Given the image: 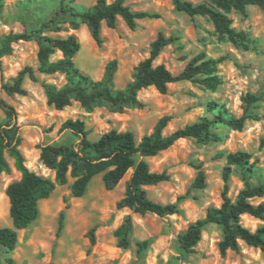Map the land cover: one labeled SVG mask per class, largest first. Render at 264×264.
I'll return each instance as SVG.
<instances>
[{
	"label": "rangeland",
	"instance_id": "obj_1",
	"mask_svg": "<svg viewBox=\"0 0 264 264\" xmlns=\"http://www.w3.org/2000/svg\"><path fill=\"white\" fill-rule=\"evenodd\" d=\"M111 2L113 0H106ZM193 4L210 3L209 0H185ZM96 0H3L0 15V41L9 33L31 32L49 20L63 4L78 10L93 6ZM133 12H148L155 18L137 21L135 30H130L118 19L116 27H101L102 44L97 46L88 28L80 24L73 30L68 15L60 17L62 31L45 32L52 38L78 37L80 50L73 58L75 66L92 80H100L108 61L116 60L114 77L116 89H122L132 79L133 69L149 56L150 43L162 32L172 42L166 46L153 65H164L171 73H179L193 58L204 56L217 62V75L221 84L215 90L195 82H177L168 85L166 94L154 87L143 89L138 98L144 103L142 109H126L123 113H111L105 108H96L86 113L81 105L71 100L63 110L47 104L42 83L61 87L65 75L57 72L46 75L38 72V43L34 40L20 41L13 45L12 54L2 58L3 81L12 84L18 72L31 67L37 78L32 82L25 77L23 87L27 95L8 97L0 91V97L17 112V124L22 137L19 149L26 167L55 181V173L46 168L40 159L43 146H72L78 142L63 124L81 121L88 138L97 140L109 130L131 131L137 142L149 135L163 116L169 122L164 129L168 134L178 128L196 122L201 117L213 118L221 112L224 118H239L245 111L244 98L250 94L260 98L250 112L258 119L248 120L241 130H232L216 124L212 133L216 139L208 144L193 138L181 139L169 149L146 161L155 173L165 172L169 179L146 187L148 198L162 205L177 203L179 213L160 218L154 214L140 216L128 208L117 209L122 198L129 170L117 187L111 191L104 188L102 174L95 176L85 195L74 198L70 186L74 179L68 176L65 185L55 184L50 197L39 203L40 214L28 228L18 231L14 250L0 247V264H264V252L239 241L237 251L228 250L221 255L218 244L222 230L216 224L207 225L201 240L191 253H185L178 237L188 226L205 217L209 207H219L224 190L223 170L227 156L237 151L251 155L258 174L264 173V7L248 6L245 14L231 10L227 13L231 27L244 33L246 40L234 43L220 34L206 16L190 17L176 10L173 0H125ZM63 57L58 50L52 61ZM4 115L0 111V123ZM11 167L9 174L0 176V227H12L9 216V201L5 195L9 183L19 180L21 174ZM201 165L205 174V188H192L196 178V166ZM258 174L248 177L251 184L257 183ZM245 179L240 170L232 165L227 195L234 200L244 187ZM260 200H253L258 203ZM64 212L63 229L57 236L58 220ZM126 217H130L133 230L130 246L117 247L113 233ZM241 223L252 232L262 224L248 215ZM94 228L95 244H90L89 231ZM149 241L145 250L138 251L137 242Z\"/></svg>",
	"mask_w": 264,
	"mask_h": 264
},
{
	"label": "trees",
	"instance_id": "obj_2",
	"mask_svg": "<svg viewBox=\"0 0 264 264\" xmlns=\"http://www.w3.org/2000/svg\"><path fill=\"white\" fill-rule=\"evenodd\" d=\"M210 3L193 4L185 0H173L177 11L190 17L206 16L214 24L216 30L236 43L246 40L244 33L236 32L231 27V20L227 13L231 10L245 14L248 6L264 7V0H209ZM3 10V0H0V15ZM68 15L70 26L73 30L80 24L87 26L89 34L97 46L102 44L101 27L104 23L107 28L114 29L118 19H121L130 30H135L137 21L156 16L148 12H133L125 4V0H96V3L86 9H76L60 5L59 9L47 21L40 24L39 28L31 32L9 33L0 41V91L8 97L14 95L25 96L27 91L23 87L25 77L32 82L37 78L31 67H25L18 72L12 84L4 83L2 75V58L12 54L13 45L20 41L34 40L38 43V72L52 75L61 72L65 75L66 83L61 87L54 84L42 83V88L47 104L56 110H63L69 106L71 100L77 101L86 113L93 112L96 108H105L111 113H123L126 109H142L144 103L138 98V93L149 87H154L159 93L166 94L168 85L177 82H195L201 86L215 90L221 84L217 75V62L214 59H205L204 56L193 58L179 73H171L164 65L154 66V60L161 51L168 46L171 38L159 32L150 43L149 56L134 67L132 79L122 89L114 86V77L117 72L116 60L108 61L105 65L103 76L100 80H92L83 74L74 64L73 58L80 50V42L74 34L66 38H52L44 36L45 32L58 33L62 31L60 17ZM58 50L63 57L52 61L51 56ZM244 101L246 108L239 118H224L221 112L214 113L213 118H199L196 122L178 128L165 134L164 129L169 122L168 116H163L155 124L149 135H144L137 142L131 131L119 132L109 130L100 137L91 141L89 131L85 130L81 121L68 120L63 128L78 139L72 146L55 145L43 146L40 149V159L44 166L55 173V181L30 171L25 165V159L19 146L22 141L17 124L15 108L0 97V111L4 120L0 123V176L11 171L8 158L13 160L14 168L21 174L19 180L12 181L5 190L9 201V216L12 227H0V247L8 251L15 249L18 242V231L28 228L37 220L40 214L39 203L50 197L55 184L65 185L68 176L74 179L70 186L71 195L81 198L85 195L91 180L102 174L104 188L111 191L117 187L129 170L132 173L125 182L122 198L116 203L117 209L128 208L140 216L154 214L160 218L179 213L177 203L162 205L148 198L146 187L154 186L168 181L165 173H155L150 170L146 161L160 152L169 149L178 140L193 138L199 143L208 144L216 139L212 128L224 125L232 130H241L248 120L258 119L251 107L260 98L248 94ZM251 155L237 151L227 156V166L223 170L224 190L222 203L219 207H209L203 219L188 226L186 231L178 237L181 249L191 253L201 240L202 231L209 224H216L222 230V239L218 244L221 255L228 250L237 251L239 241L247 246L258 248L264 252V173L258 174L254 163H250ZM236 166L245 179L244 187L239 191L234 200L228 195V184L231 166ZM197 175L192 183V188H205V174L201 165L196 166ZM258 174L257 183L251 184L248 177ZM260 200L253 203V200ZM248 215L262 222L255 231L244 227L241 217ZM64 212L58 220L57 236L63 229ZM133 230L130 217L113 233L117 247L127 249L130 246V237ZM90 244H95L94 228L89 231ZM138 251L145 250L149 241L137 242Z\"/></svg>",
	"mask_w": 264,
	"mask_h": 264
}]
</instances>
